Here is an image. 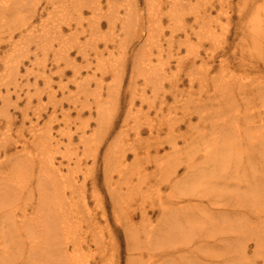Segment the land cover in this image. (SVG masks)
I'll return each instance as SVG.
<instances>
[{"label":"rangeland","instance_id":"1","mask_svg":"<svg viewBox=\"0 0 264 264\" xmlns=\"http://www.w3.org/2000/svg\"><path fill=\"white\" fill-rule=\"evenodd\" d=\"M48 1L49 3H47ZM95 1L85 0V4ZM173 1L175 0H154L151 3L149 0H113L114 4L117 5L118 13L106 17L105 14L109 13L110 9L107 0H101L97 9L83 11L88 17V23H84L85 29L77 30L85 31L79 35L84 49L80 50L77 46H72L67 42L70 45L66 47V52L63 55L65 59L59 61V65L56 63L54 55L61 52L60 46L65 42L59 36L60 32L71 36L77 27L75 21L67 25L58 21L61 11L64 9L63 5L59 12L55 5H49L54 3L53 0H35L33 4L19 2L17 11L9 12L5 16L6 19H2L0 22V88H3V95L8 97V101L10 100L9 103L3 98L4 103H7L6 107L0 100V110L5 112L4 115H0V162L4 163L3 167L6 165L5 171L0 168V180L6 173H9L7 169L15 165L14 162L17 163L19 159L32 157V153L29 155L27 149L24 148L25 146H28V149L33 152L36 151L35 154H40L36 150L38 146L33 143V129L41 134L46 133V137L53 136V141L50 138L48 140L53 143L51 148L55 166L59 167L64 176H68V171L72 172L68 176L72 179L71 182L68 181L71 184L66 183L67 187H59L65 190L71 187L69 185H72L76 189L75 192H72V189L66 190V194L63 190H57L59 193L54 192L53 196H58L56 198L57 203L58 201L63 203L61 207L64 209L60 211L69 216V222L73 225V222L76 221L74 218H76L81 221L82 226V228L77 229L74 226L70 228L72 229L71 234H75V230H77L76 242L71 241L69 244L67 242L64 246L62 241L59 242L63 239L61 235L58 237V246L61 248L64 246L62 249L64 255H68L67 257L78 256L80 264H108L109 261L113 262L110 264H131L136 262L137 258L141 259L140 255L144 250L131 249L132 245L128 246L129 232L127 233L122 225L115 221V215H121V206L120 202L114 201L116 197H119V194L117 192L115 194L113 188H116L117 184L124 191L128 186L131 189L133 187V189L139 190L133 194L131 198L133 202H130L136 209L137 219L135 222L141 231L143 226L140 225L141 218L138 208L140 204H145L154 224L157 223L160 218L158 203L161 200L166 201V197L174 185L159 180V168L156 162L158 158H155L157 151L163 149L167 154L173 153L172 142L174 138L179 140L177 146L181 147L180 150H185V140H187L185 138H189L190 135H193L191 139L198 138L197 135L200 134V131H203L204 128H211L213 121L218 120L219 116L214 113V108L210 109V114H206L204 118H199L203 103L211 108L212 104L210 105L207 101H211L208 100V97L213 94V77L230 71L237 76L245 75L244 77L248 78L245 80L249 84L250 81L261 80V88L264 89V50L261 51L260 47L264 40L259 38L262 41H260L259 46L256 45L252 30H256L257 27L249 23L252 14L250 11H246L244 14L240 12L239 4L246 3L245 0H181L177 5L172 3ZM257 1L261 5L264 3V0ZM33 9L37 12H34ZM94 14L100 18L99 26L89 23L90 20L94 19ZM21 16H25L24 19H21ZM26 17L30 18L28 20L30 22L29 29L24 32L28 40L26 38L23 40L21 37L23 33L20 34V31L24 28L23 25L27 21ZM116 18L117 20H115ZM211 18L212 23L208 20ZM14 21L19 23H14ZM210 24L215 26L210 28L208 26ZM37 30L48 31L50 39L48 41L36 39L35 37L39 36ZM30 31L32 32L30 33ZM29 34L30 37L28 38L27 35ZM89 36H91L90 40H88ZM50 43L53 44V47L45 49V45ZM69 60L73 62H70L72 65ZM7 64L14 68L11 76L5 72ZM223 69H227V72H223ZM76 70L80 71V74L75 75L74 71ZM116 71H118L117 78L114 74ZM86 90L87 93H85ZM97 95L103 104V108L101 103H98L101 108L96 104ZM74 99H76L75 103L79 108L75 107ZM188 102H191L190 107L187 106ZM251 104H255L258 110L261 106L258 104V97H256L255 103ZM97 108L106 110L102 124L109 131V135H107L108 137L104 134L101 136L106 140L102 139L98 153L92 157L89 155L93 151L86 152L87 155L84 153V143L79 136L83 130L87 132L86 137L93 134L94 128L100 130L97 112L99 109ZM195 111H197L196 114ZM78 112H81V115H78ZM185 112L186 115L184 116ZM188 112L191 115H188ZM258 115L259 117L255 121L264 120V108L259 110ZM81 116L83 118H79ZM149 119L151 120L150 126L147 121ZM169 119H174L172 121L174 123L180 121L177 123L178 125L175 124L176 131L173 135L175 137L171 141L170 138L166 139L169 136ZM221 119L219 118V120ZM87 122H89V127L84 128L83 124ZM68 124L69 126H67ZM108 124L111 125L110 129ZM138 128L141 131L139 138L135 135ZM118 134L124 137L120 139L124 145L126 144L125 149L127 145V148H134H129L125 153L126 164L134 165L136 160L139 162V169L130 170L127 174L131 184L121 185L117 182L119 179L117 170L107 169L109 167L107 164L110 161L107 158L108 152L111 145L119 140ZM57 140H59L60 150L54 146ZM84 140L89 142L88 138H84ZM93 143L95 144L94 141ZM89 145H91L90 142ZM25 153L27 154L24 156ZM66 155H71L72 160L69 161L65 157ZM39 162L40 160L38 162L36 159L34 160L38 167L49 168V165L45 166ZM77 164H80L78 170L75 168ZM68 165H71V170H68ZM234 165L238 166L236 163ZM184 166L182 164L178 168L179 178H183L187 174ZM37 171L38 169H34L31 176L26 178L27 185L33 189V194L29 195L26 190V192L21 191L19 204H27L28 207L32 202L37 203L39 199V194L35 190L38 185ZM34 175H36V179H34ZM54 178L61 182L59 176ZM13 183L10 182L11 185ZM50 191L53 192L52 189ZM50 191L49 193H51ZM142 191L145 192L142 193ZM144 198L145 201L143 202L142 199ZM209 200L210 198L207 197L204 198L202 204L193 203L197 204V209L188 208L182 214L185 219L184 222L189 224L196 217L200 218L201 214H204L203 208L210 207L209 209L216 211L215 206L209 204ZM183 202V206H186L185 203L188 202V199ZM117 208L118 210H115ZM104 211L107 213L105 217L108 218L106 222L102 217ZM185 213L189 214V217H186ZM82 214L84 218H82ZM92 217L97 222L96 224L94 221V224L99 225L103 232L99 230V227L96 230H87V222L92 220ZM181 225L184 226L182 222ZM190 226L192 227L191 224ZM214 240L212 239L211 243H214ZM26 241L30 240L26 239ZM51 243L53 247L50 245V248L53 249L51 250L53 253L58 246L52 241ZM253 243L250 242L251 245L248 243L250 249L248 250L252 256L255 255V252L253 254L255 243ZM29 245L32 244L27 243L25 248L16 251V254L11 257V261L7 260V263L37 264V259H34L37 253L30 251L32 249L29 248ZM73 246L77 252L72 250ZM66 247H71V250L65 252ZM159 252L160 250L153 254L157 253L156 255H158ZM53 255L50 257V264L63 263L57 261L58 254L53 253ZM64 257L66 258V256ZM64 257L63 261H66L67 259ZM254 257L256 258V255ZM167 258L173 260L171 256ZM192 258H187L185 262L196 263ZM146 259L147 257L145 261L149 264L148 259ZM211 259L206 263L212 264L215 258ZM220 259V261L223 260L222 257ZM257 261L258 264H263L260 258H257ZM158 262L159 260L156 263Z\"/></svg>","mask_w":264,"mask_h":264},{"label":"bare ground","instance_id":"2","mask_svg":"<svg viewBox=\"0 0 264 264\" xmlns=\"http://www.w3.org/2000/svg\"><path fill=\"white\" fill-rule=\"evenodd\" d=\"M34 1L35 0H0V22L2 21V19H6L5 16H7L9 12L17 11V4L19 2H24L25 4L30 2L31 4H33ZM100 1L101 0H96L94 3L85 4V0H53L54 3L49 4L51 6L55 5L56 10H58L59 12L64 6V9L61 11L60 14L61 18L59 17V20L57 19L58 21H61L63 25L70 24L72 21H75L74 23L77 25L76 30L72 32L71 36H67L61 32L60 35L58 34L61 39H63V41L65 40V42H63V45L60 46L61 52L54 55L56 63H58V65L59 61L65 59L63 55L66 52V47H69L70 44L75 47L77 46V48L80 50L84 49V45L83 43H81L82 41L79 35H82V33H85V31L81 32V30L78 31L77 29H85V26L83 25L84 23H88V17L85 16L83 11L87 9H97V5L100 3ZM149 1L153 3L154 0ZM180 2L181 0H175L172 3L177 5ZM245 2L246 3L242 2V4H239L241 8L240 12L244 14L246 13V11H250V13L252 14V18L249 23L250 25L257 27L256 30H252V34L254 35V38L256 40V45L258 44L259 46L260 41H262L259 40V38H262L264 40V3L261 5L257 0H245ZM47 3H49V1ZM107 4L109 6L110 12L105 14L106 17L118 13V9L116 7L117 5L114 4L113 0H107ZM33 10L34 12H37L35 9ZM93 16L94 19L90 20L89 23L97 24L99 26L101 23L100 18H97L95 14ZM24 17L25 16H21V19H24ZM25 19H27V21L23 25L24 28L21 30L20 27V34L23 33L21 35L22 39H27L26 33L24 34V32L29 29L28 26L30 24V22L28 21L30 18L26 17ZM115 20H117V18ZM208 20L211 21L212 18ZM129 22L130 20L128 21V23ZM14 23L19 22L14 21ZM81 24L82 26H80ZM208 26H210V28H213L215 25L212 26V24H210ZM31 32L32 31H30V33ZM48 34V31H39V36L35 38L41 41H48L50 39L48 37ZM27 36L29 38L30 34ZM90 39L91 36H89L88 40ZM67 42L70 44H67ZM51 44L52 43L46 44L45 49L53 47V44L52 46H50ZM260 47L261 51L264 50V42H261ZM84 52L86 53V51ZM70 62L73 63L69 60V63ZM5 72L7 75L11 76V73L14 72L13 66L7 64V66H5ZM117 72L118 71L114 72V74H116V78L118 77ZM223 72H227V69H223ZM74 73L75 75H78L80 74V71L76 70L74 71ZM244 76H237L229 71L226 74L213 77L214 90L213 94L208 97V100L211 101H207V103H210V105L212 104L211 108H208L206 104L203 103L201 105V107L203 108H201L202 110H200L201 117L199 118H204L206 114H210V109L214 108V113H217V116L222 119L219 120L218 118L217 121H213V125L211 128H204L203 131H200V134L197 135L198 138L191 139L193 138V135H190L189 138H185L187 140H185L186 145L184 146V149H186L183 151L180 150L181 147L179 148L177 146L179 143V140H176L177 138H174V141L172 142V149L174 150L173 153L167 154L164 152L163 149H161V151L159 152L157 151V155L155 158H158L156 159L159 168L158 178L159 180L167 184L172 183L174 185L171 189L170 194L166 197V201L161 200L158 203L160 218L158 219L156 224H154V220H152V217L149 216V211H147L148 209L143 203L140 204V206L138 207L140 210L141 218L140 225L142 224L143 226L142 231L141 228L139 229L137 222H135L137 219V212L130 201L133 200L131 199L133 194L136 191H139L137 190V188L133 189L132 187V190L128 186L129 188L127 187V189L124 191L122 187L118 186L117 184L116 188H113L115 191L114 193L116 194L117 192L119 194V197H116L114 201L120 202L119 204L121 206V215H115V221H117L119 225H122V227L124 228V230L127 231V233L129 232L128 239L130 241L127 240L129 241L128 246L132 245L131 249H141L140 251L144 250L143 252H141V255L139 254L141 259L136 257L137 259L135 261L137 262V264H139V262L140 264H147L145 261L146 257L148 259L146 260L149 264H210L209 262H206L211 258H215L212 264H258L257 258H260V260L263 261L264 264V120L260 119L255 121L259 117V110H261V108H264V89L261 88V80L250 81L249 84L245 80L248 78ZM83 90L85 91V89ZM85 93H87V90ZM256 97H258V104L261 105L259 107V110L256 109L255 104H251L255 103ZM3 98L8 101V97L3 95V88H0V100L3 101V104L6 107L7 103H4ZM96 99L98 100L96 104L101 103L99 101V96ZM75 101L76 99H74L75 107L79 108V106L76 105ZM8 102L10 103V100ZM190 104L191 102H188L187 106L190 107ZM98 106L100 105L98 104ZM100 108H97L99 109L97 112L99 117L100 130L98 128H94L93 134L88 137H86L87 132L83 130V133L79 136L80 139L83 140L82 142L84 143V153L86 154V152L88 153L89 151H93L92 154H88L92 157H95L98 153L102 139L104 138H102L101 136L103 134L105 136L109 135V131L105 129V125L102 124L103 119L106 116V110H100ZM197 111H195V114ZM80 113L78 115H81ZM190 113L192 114L193 112L191 111ZM4 114L5 112H1L0 110V115ZM64 114H66V111H64ZM191 114H189L188 112V115ZM67 115L69 116V113ZM185 115L186 112L184 113V116ZM79 118L83 117L81 116ZM69 119L71 120V118ZM173 120L174 119H169V136L168 138L166 137V139L170 138V141L173 140V137H175L173 136L176 131L175 124L180 122L177 121V123H174L172 122ZM147 121L149 122L148 125L150 126L151 120L149 119ZM260 122L261 124H259ZM83 125L84 128L89 127V122L84 123ZM67 126H69V124ZM108 127L110 129L111 125L108 124ZM47 128L49 129V131H51L48 125ZM32 132L33 143L38 146L36 150H38L40 154H35L36 151L33 152L28 149V146H25L24 148L27 149L28 154L31 155L32 153V157H29V159H19L17 160V163L14 162L15 165L7 169V172L9 171V173H6V175L0 180V264H8L7 260L11 261V257L16 254V251L25 248L27 243L32 244L31 246L29 245V248L32 249L30 251H34L37 253L36 258H34L37 259V264H40L41 261L42 264H50V257L53 255V253L58 254L57 261L63 262L62 264H80L78 256L67 257L68 255H64L65 253L63 252L64 250L62 248L67 242L68 244L71 243V241L76 242L77 235L75 234L77 230H75L76 232L74 231L75 234H71L72 229L70 228H72V226H74L76 229L82 228L80 224L81 221H78V219L74 218L76 221H74L72 225L69 222V216L64 214L63 211H60L61 209H64V207H61L63 203L59 201L57 203L56 198H58V196H53L54 192L59 193L58 191L62 190L65 191V194L66 190L69 189H72V192L76 191V189L74 188V186L72 187V185H69V187H71L68 189H61V186H68L65 185L66 183L71 184L70 182L72 179H70L68 176L72 172L68 171V176H64L63 174H61V170L59 169V167L55 166L54 156L52 155L51 148V144L53 145V143H51V141H53V136L46 137V133H43V135L41 133H38V131L36 132V129H33ZM120 134H118L119 140H114L115 142L113 145H111V149L108 152L107 158L110 161L107 164V166L109 165L107 169L109 168L112 171L117 170V172L119 173V179L117 182L121 185H125L126 183H130L129 178H127L128 172L133 169L138 170L139 162L135 159L136 161L134 165L126 164L125 153L130 147L127 148V145L125 149L126 144L124 145V142L122 141V139H120L121 137H123ZM140 134L141 131L138 128L137 132H135V135L139 138L141 137ZM48 138L51 139L50 142ZM84 138H88L91 145H89V142L85 141ZM93 141L95 142V144L93 143ZM69 142L71 143V141ZM54 146H56V148L60 150L59 140L55 142ZM134 153L135 151L133 152V154ZM26 154L27 153H25L24 156ZM65 157L68 158L69 161L72 160L71 155H66ZM35 159L37 160V162L40 160L39 163L45 166L49 165V168L46 167V169H44L43 166L38 167V165H35L34 163ZM159 160L161 161V163ZM78 161L80 162V160ZM234 163L238 164V166L234 165ZM182 164L185 165L184 167H186L187 174H185L183 178H179L178 168ZM2 165H4V163L0 162V168L5 171L6 165L4 167ZM78 165L80 164H77L75 167L77 168V170ZM113 165L114 168H112ZM119 166L121 168L120 170ZM70 167L71 165H68V170L72 169V167ZM34 169H38V174H36L37 177L36 175H34V179L37 178L38 180V185L36 186L37 188L35 190L39 194V199L35 204L33 202L30 203V207L28 206V208L26 206L27 204L23 205L21 203V205L18 203V200H20L19 198H21V191L23 192V190H26L29 195L33 194V189L30 188L29 185H27L26 178L31 176V173H33ZM58 176L61 182H58L57 179L54 178H58ZM69 180L70 182H68ZM10 182L14 183L11 185ZM50 189H52L53 192L50 191ZM49 191L51 193H49ZM143 192L145 191H142V193ZM95 196L97 197V195ZM124 196L126 197L124 198ZM207 197L210 198L209 204L214 205L216 211L209 209L210 207H207V209L203 208L204 214H201L200 218L192 216L196 217V219L189 222V224L188 222L186 224L184 222L185 219L182 214L187 211L188 208H191L193 210L197 209V204H202L204 198ZM187 199L188 202L185 203L186 206H183V201ZM67 200L69 199L67 198ZM142 201L144 202L145 198L142 199ZM101 203H103L102 200ZM116 206L119 207L118 205ZM203 206H205L204 203ZM9 208L11 209L9 210ZM115 210H118V208ZM105 214L107 213L105 212L102 217L106 222L108 218L105 217ZM185 215L186 217H189V214L185 213ZM82 218H84L83 214ZM94 221L96 222L95 218L87 222V230L98 229L97 227H99V225L96 226L97 222L96 224H94ZM181 222L184 225L183 227L181 225ZM190 224L192 225V227L190 226ZM99 230L103 232L102 228H100ZM61 235L63 239L59 241L58 237ZM95 236L97 237L96 234ZM26 239H29L30 241H26ZM212 239H215V244L211 243ZM51 241L54 244H57V246L59 245L58 241H62V244H64V246L62 248L59 246V248L56 247L55 249L57 250H54L52 253L51 250L53 249L50 248V245L51 247H53ZM112 241L114 242L115 240ZM250 242L255 243V251H253V254L255 252L256 258L254 257L255 255L252 256L250 254L251 252H249ZM75 245L77 246V243H75ZM65 249L66 252L71 250V247H66ZM73 249L75 251L74 246L72 247V250ZM159 250L160 252L158 255H156L157 253L153 254L154 252H158ZM64 256H66V258ZM168 256H171L173 260H171V258L168 259ZM63 257L67 260L63 261ZM191 257H193L192 259H194L196 263L185 262L187 258ZM219 257H222L223 260L220 261L221 259ZM158 260L159 262L156 263ZM110 262L113 263L112 261H109L108 264H110ZM136 262H133L131 264H135Z\"/></svg>","mask_w":264,"mask_h":264}]
</instances>
